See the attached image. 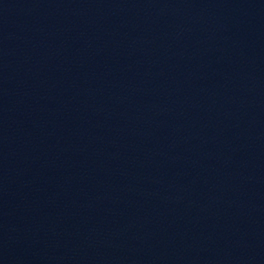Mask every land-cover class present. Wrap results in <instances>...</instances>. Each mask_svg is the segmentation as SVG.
I'll list each match as a JSON object with an SVG mask.
<instances>
[{"label":"water","instance_id":"obj_1","mask_svg":"<svg viewBox=\"0 0 264 264\" xmlns=\"http://www.w3.org/2000/svg\"><path fill=\"white\" fill-rule=\"evenodd\" d=\"M0 264H264V0H0Z\"/></svg>","mask_w":264,"mask_h":264}]
</instances>
